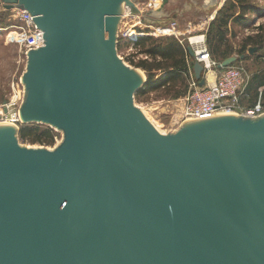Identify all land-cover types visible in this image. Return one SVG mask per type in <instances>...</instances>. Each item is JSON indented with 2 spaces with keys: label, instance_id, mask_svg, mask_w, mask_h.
I'll return each mask as SVG.
<instances>
[{
  "label": "water",
  "instance_id": "95a60500",
  "mask_svg": "<svg viewBox=\"0 0 264 264\" xmlns=\"http://www.w3.org/2000/svg\"><path fill=\"white\" fill-rule=\"evenodd\" d=\"M0 6L43 32L20 120L62 133L51 150L30 148L0 125V264H264V115L161 133L134 103L146 81L117 54L131 0ZM193 75L203 87L199 63Z\"/></svg>",
  "mask_w": 264,
  "mask_h": 264
},
{
  "label": "rangeland",
  "instance_id": "374dc122",
  "mask_svg": "<svg viewBox=\"0 0 264 264\" xmlns=\"http://www.w3.org/2000/svg\"><path fill=\"white\" fill-rule=\"evenodd\" d=\"M219 1L221 3L220 10L226 9L231 3L230 0ZM131 2H133V7L139 13L134 9L123 7L116 28V36L118 37L117 54L122 61L128 66L137 69L145 81L147 80L146 72L135 68V66L130 64V61L136 64L144 60L148 63H161L162 67H172L177 60H183V63L190 66L192 59L188 57V48H190L188 39L198 37L200 34L198 31L189 29V24L193 23V26H195L201 23L203 17L207 15L205 7L202 5L204 0H170L171 3L163 8V10L166 9L168 11V14L159 23L151 24L150 26L145 24L144 20L146 18L144 17L149 11L157 7L159 0H147L142 3L131 0ZM247 5L253 10L245 15V22L232 27V32L226 33L224 40H219L215 36L213 41L212 38L209 39V42L205 40V45L213 53L214 60L221 59L224 52L229 57L244 56L243 60H238L236 63L246 68L250 76L255 77L264 73V0H247L245 6ZM172 22H175L177 28L181 31L187 29L184 35H169ZM12 25H14V22L11 20L10 11L0 7V117L6 115V111L3 108L6 102L15 98L14 100L17 99V106H21L26 93L23 78L28 60L20 45L21 33L14 28H10ZM188 25L189 27H187ZM140 39L150 40L145 41L141 46L134 45ZM168 43L171 44L169 49L171 60L165 61L161 56L150 57L142 53L148 48H155V46ZM250 49H253L252 54L249 53ZM219 61L218 63L220 64L222 61ZM170 70L171 68H154L150 74L155 76V78H162L159 83L160 86L154 90L147 91L146 94L135 95L134 98L135 105L164 134L173 133L180 129V125L176 124L175 121L181 110L182 99L189 92L194 77L190 71L188 73L180 71L167 75L168 72H171ZM169 77L173 80L167 81ZM243 106L247 108L246 104H243ZM12 111L10 109L8 112ZM30 125L40 129L47 127L38 124ZM20 127L19 125L18 129ZM51 132L52 137L46 140L45 144L31 143L29 141L22 142L19 134L18 142L30 148L51 150L60 144L62 140L60 131L51 129Z\"/></svg>",
  "mask_w": 264,
  "mask_h": 264
},
{
  "label": "built area",
  "instance_id": "2783aa9c",
  "mask_svg": "<svg viewBox=\"0 0 264 264\" xmlns=\"http://www.w3.org/2000/svg\"><path fill=\"white\" fill-rule=\"evenodd\" d=\"M10 13L11 20L14 22V25L10 28H14L21 33L20 45L27 57L30 51L38 50L44 45L43 32L38 29L33 16L27 11L12 9ZM170 28V36L180 34L175 22L171 23ZM195 38L199 39L195 40ZM188 41L194 55L191 64L196 62L202 66V76L205 84L200 87L199 82L193 77L189 92L182 99L181 110L175 121L176 124L181 126L186 122L203 120L216 115H233L246 118H259L264 115V107L261 103L263 87L258 89V99L253 107L246 108L241 103L242 98L246 96L247 87L252 79L246 68L237 64L218 70L219 63L212 58L206 48L204 35L190 38ZM189 71L193 73V70L189 69ZM209 72H212L215 76L213 85L208 84L206 81V75ZM16 100L13 102L10 100L3 105L6 115L0 117V123L18 128L19 125H22V122L19 116L20 106H17ZM10 109L13 111L8 112Z\"/></svg>",
  "mask_w": 264,
  "mask_h": 264
},
{
  "label": "trees",
  "instance_id": "16d2710c",
  "mask_svg": "<svg viewBox=\"0 0 264 264\" xmlns=\"http://www.w3.org/2000/svg\"><path fill=\"white\" fill-rule=\"evenodd\" d=\"M231 3L226 7V9H221L217 12L214 20L210 23V26L208 27V31L206 32L205 40L209 42L210 38L213 39L215 36L220 39H225L227 32V26L229 23L240 25L243 22L246 21V14L251 13L253 8H249L248 5L245 6V2L247 0H230ZM238 11V12H237ZM255 12V11H254ZM150 39H140L138 42L134 45L141 46L144 44L145 41H149ZM171 48V44L168 43L166 45H160L155 46V48H148L142 53H144L147 56L150 57H156L161 56L165 61L171 60L169 56V49ZM209 51V50H208ZM210 55L213 59L214 55L212 52H210ZM229 56L226 55V52L222 54L221 59H217L219 62L225 60ZM215 60V61H217ZM217 61V63H218ZM238 62V61H237ZM130 64L135 66V68L142 69L147 74V80L144 84V86L136 93V95L139 94H146L149 90H154L158 88L160 85V81L162 80L161 77L155 78L150 72L154 70V68L157 69H163V68H171V72L167 73V75H171L172 73L177 72H185L188 73L189 69L193 70V64L186 65L183 63V60H177L172 67H162L161 63H148L144 60L137 62L134 64L133 61H130ZM237 65V63L233 64ZM173 80L172 78H168L167 81ZM263 87L262 91V97H261V103L264 107V73H261L259 76H253L248 87L246 90V96L242 98V104H246L247 107H253L258 99V89ZM19 138L22 142H31V143H39V144H45L46 140L51 139L52 132L49 127H46L45 129H40L39 127H36L34 125H21L19 129Z\"/></svg>",
  "mask_w": 264,
  "mask_h": 264
},
{
  "label": "crops",
  "instance_id": "0c3cea01",
  "mask_svg": "<svg viewBox=\"0 0 264 264\" xmlns=\"http://www.w3.org/2000/svg\"><path fill=\"white\" fill-rule=\"evenodd\" d=\"M171 3L170 0L168 2V4ZM204 7H205V12L207 15H205L203 17V21L201 23H198L196 24L195 26H193V23H190V27L193 26V27H189V25L187 27H189V29H193L194 31H198V33L200 35H204V38L206 36V32L208 31V27L210 26V23H211V19L213 21V19L215 18L217 12L220 10L221 8V3L219 0H204L203 4H202ZM168 14V11L166 9H164L161 13H153L151 16H147V18L144 20L145 24L147 25H151V24H156V23H159V21L165 17L166 15ZM206 19V20H205ZM205 20V21H204ZM171 21V20H170ZM173 21V19H172ZM237 25L235 24H232V23H229V25L227 26V32H232V27H236ZM178 31H180V34L179 36L181 35H184L185 31H187V29L185 30H180L178 29ZM188 31H191V30H188ZM188 57H190L189 53H188ZM194 58V57H193ZM191 58V59H193ZM207 80V78H206Z\"/></svg>",
  "mask_w": 264,
  "mask_h": 264
},
{
  "label": "bare ground",
  "instance_id": "6f19581e",
  "mask_svg": "<svg viewBox=\"0 0 264 264\" xmlns=\"http://www.w3.org/2000/svg\"><path fill=\"white\" fill-rule=\"evenodd\" d=\"M199 38H195V40H198ZM206 78H207V83L210 84V85H213L214 84V80H215V76L212 72H209L207 75H206ZM15 98H13L12 102L14 101ZM216 116H233V115H216ZM4 123H0V125H3Z\"/></svg>",
  "mask_w": 264,
  "mask_h": 264
}]
</instances>
